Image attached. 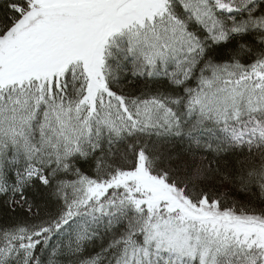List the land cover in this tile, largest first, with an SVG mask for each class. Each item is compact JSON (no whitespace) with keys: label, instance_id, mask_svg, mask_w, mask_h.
<instances>
[{"label":"snow or ice","instance_id":"snow-or-ice-1","mask_svg":"<svg viewBox=\"0 0 264 264\" xmlns=\"http://www.w3.org/2000/svg\"><path fill=\"white\" fill-rule=\"evenodd\" d=\"M0 264H264V0H0Z\"/></svg>","mask_w":264,"mask_h":264}]
</instances>
